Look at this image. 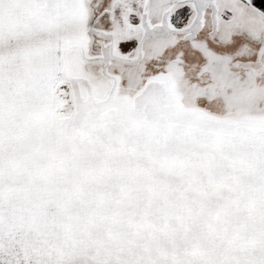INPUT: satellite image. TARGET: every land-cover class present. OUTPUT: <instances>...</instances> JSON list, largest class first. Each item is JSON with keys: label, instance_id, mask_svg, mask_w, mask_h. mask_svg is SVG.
I'll return each instance as SVG.
<instances>
[{"label": "snow or ice", "instance_id": "obj_1", "mask_svg": "<svg viewBox=\"0 0 264 264\" xmlns=\"http://www.w3.org/2000/svg\"><path fill=\"white\" fill-rule=\"evenodd\" d=\"M0 264H264V0H0Z\"/></svg>", "mask_w": 264, "mask_h": 264}]
</instances>
